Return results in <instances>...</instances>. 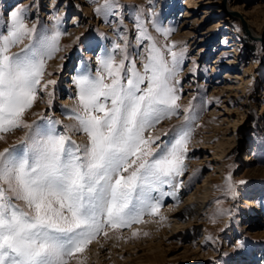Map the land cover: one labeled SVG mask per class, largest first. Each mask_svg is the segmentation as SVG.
Listing matches in <instances>:
<instances>
[{
  "label": "snow or ice",
  "instance_id": "6c2138e0",
  "mask_svg": "<svg viewBox=\"0 0 264 264\" xmlns=\"http://www.w3.org/2000/svg\"><path fill=\"white\" fill-rule=\"evenodd\" d=\"M92 2L105 19L119 14L118 0ZM148 14L145 20L141 9L135 16L138 43L149 42L142 70L135 59L129 61L121 34L123 43L113 42L97 57L95 72L85 64L73 78V128L87 136L80 144L58 131L54 118L40 124L25 119L42 91L48 106L53 104L57 80L45 77L52 75L48 62L62 50L66 35L60 17H52L50 27H38V22L29 26L27 6L10 13L0 30V141L18 129L27 131L0 150V264H70L101 233L107 237L106 228L129 227L158 214L161 199L153 193L184 174L199 118L192 101L179 103L177 77L186 47L177 49L175 41L159 46L148 25L165 38L174 29L158 23L151 8ZM173 118L177 122L169 129L152 134ZM224 188L234 194L230 174Z\"/></svg>",
  "mask_w": 264,
  "mask_h": 264
},
{
  "label": "rangeland",
  "instance_id": "374dc122",
  "mask_svg": "<svg viewBox=\"0 0 264 264\" xmlns=\"http://www.w3.org/2000/svg\"><path fill=\"white\" fill-rule=\"evenodd\" d=\"M225 1L229 11L224 0H118L120 7L115 11L119 14L105 19L95 13L92 0H0V30L21 6L28 7L29 26L38 22V27H50L52 17H60L66 35L55 57L63 61L53 66L55 57L50 60L52 75L45 77L57 80L53 104L48 106L42 91L25 119L40 124L54 118L60 121L57 130L66 131L80 144L87 142L73 138L77 133L73 78L85 64L95 72L97 57L111 49L113 42L123 43L121 34L127 37L129 61L135 59L142 70L149 42L137 40L135 16L141 9L145 20L151 8L158 23L174 29L165 38L148 25L159 46L175 41L177 49L186 47L177 77L182 89L179 103L187 106L192 101L199 118L193 124L184 174L153 193L161 199L158 214L145 215L142 222L129 227L106 228L108 236L101 233L70 264H234L249 256H255L252 264H264V35L257 31L255 37L249 35ZM230 1L247 21L241 11L248 8L255 27L264 31V0ZM82 33L81 40L73 43ZM12 50L18 51L19 46ZM75 50L81 53L75 56ZM85 51L90 55L83 56ZM63 97L68 103L62 105ZM176 122L177 118L162 121L151 132L160 135ZM26 131L7 134L0 150L19 141ZM229 174L234 194L224 188ZM255 202L260 212H251Z\"/></svg>",
  "mask_w": 264,
  "mask_h": 264
},
{
  "label": "bare ground",
  "instance_id": "6f19581e",
  "mask_svg": "<svg viewBox=\"0 0 264 264\" xmlns=\"http://www.w3.org/2000/svg\"><path fill=\"white\" fill-rule=\"evenodd\" d=\"M224 1H225V0H224ZM228 3H229V6H230L231 9H233V10H234V9H237L235 6H233V5L231 4V1H230V0H228ZM90 9H91V5L89 4L88 7H87V11H90ZM238 10H239V9H238ZM239 11H241V10H239ZM241 12L244 14V16H246V18L248 19V21L250 22V24H252V26H253V28H254V30L251 29L252 32L257 31V33H261V35H264V31H261V30H259L257 27H255V25H254V23H253V19L250 17V15H247V13L249 12V9H248V8H245V9L242 10ZM84 55H90V53H88L87 51H85V52L83 53V56H84ZM83 56L80 58V60H83ZM67 57H68V56H67ZM60 61H63V59L59 58V55H58V56L55 57L51 62H52V65L55 66V65H56L57 63H59ZM64 61L68 62V61H70V60H68V58H65ZM65 75H66V74H65ZM67 75L69 76V78H71V77L73 76L72 71H71L70 74H67ZM67 75H66V76H67ZM64 82L66 83V80H65ZM67 82H68V84L70 83L69 81H67ZM65 83H63V84H65ZM61 102L68 103V99L65 98V97H63V99H62ZM82 135H84V134H81V133H78V132H77V133L74 134L73 138H75V139L79 138V139H80L79 141L87 142V136L84 135L85 137H83ZM245 225H248V224L245 223L244 226H245ZM179 226H180V225H179ZM173 227H174V226H173ZM162 235H164L163 232H162ZM102 254H103V253H102Z\"/></svg>",
  "mask_w": 264,
  "mask_h": 264
},
{
  "label": "water",
  "instance_id": "95a60500",
  "mask_svg": "<svg viewBox=\"0 0 264 264\" xmlns=\"http://www.w3.org/2000/svg\"><path fill=\"white\" fill-rule=\"evenodd\" d=\"M224 8L227 10V11H229L228 10V8H227V4H226V1H224ZM233 12L235 13V14H237V16H239L240 18H241V21H242V23H243V25H244V27H245V29H246V31L249 33V35H251V36H253V37H255V35L253 34V32H252V30H251V27H250V24H249V22L236 10H233ZM232 12V13H233Z\"/></svg>",
  "mask_w": 264,
  "mask_h": 264
}]
</instances>
